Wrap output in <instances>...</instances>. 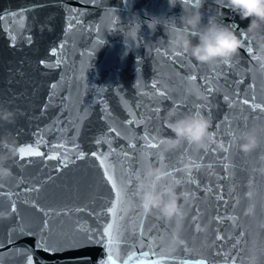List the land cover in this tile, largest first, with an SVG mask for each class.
<instances>
[{
	"label": "water",
	"instance_id": "1",
	"mask_svg": "<svg viewBox=\"0 0 264 264\" xmlns=\"http://www.w3.org/2000/svg\"><path fill=\"white\" fill-rule=\"evenodd\" d=\"M183 9L193 5L0 0V109L16 113L12 123L0 120V138L38 144L43 154L10 161L15 175L0 184V264H105L110 254L115 264L132 254L145 264H264V111L252 107L264 105V76L244 48L220 66L172 54L167 29ZM219 10L209 0L205 23ZM222 22L249 24L227 7ZM173 107L210 119L212 142L161 145L173 136L164 120ZM252 128L261 142L245 154L241 136ZM185 160L200 167L185 173ZM152 166L169 170L189 194L172 219L131 206L136 175ZM105 167L124 193L119 217ZM110 224L119 233L111 248ZM82 232L81 245L44 250L50 236Z\"/></svg>",
	"mask_w": 264,
	"mask_h": 264
},
{
	"label": "clouds",
	"instance_id": "2",
	"mask_svg": "<svg viewBox=\"0 0 264 264\" xmlns=\"http://www.w3.org/2000/svg\"><path fill=\"white\" fill-rule=\"evenodd\" d=\"M209 0H195L193 9H183L179 24L173 23L167 29L168 48L174 55H186L200 64L226 65L237 60L244 41L231 24L223 23V8L239 16L240 20L249 21L244 29L250 44L254 48L255 71L264 76V0H213L220 10L207 16L205 23V6ZM16 113L0 109V120L14 122ZM165 123L173 136L161 137L159 142L167 150L187 142L201 146L213 140L212 122L201 112L180 113L175 107L164 116ZM261 135L256 128L249 129L241 136L239 144L245 154L253 152L261 142ZM0 184L10 181L15 173L10 161L19 156V145L12 137L0 138ZM194 164L185 160L181 170L191 172ZM172 173L162 167L147 168L136 185L135 199L132 207H139L145 215H157L172 219L181 211V199L187 200L188 192L183 189L179 179H171Z\"/></svg>",
	"mask_w": 264,
	"mask_h": 264
},
{
	"label": "snow or ice",
	"instance_id": "3",
	"mask_svg": "<svg viewBox=\"0 0 264 264\" xmlns=\"http://www.w3.org/2000/svg\"><path fill=\"white\" fill-rule=\"evenodd\" d=\"M186 3H188L190 6H192L195 3V0H186ZM40 6H43V5H37V7H40ZM15 15H17V16L22 18L24 16V13L21 12V13L15 14ZM0 22H2V17H0ZM69 27H71V24L69 25ZM233 28H234L235 31L238 32V34L240 35V38L244 41V45H245L244 50L247 53L252 54V58L258 59V57H255L254 48L250 44V42L248 40V37H247L246 33L244 32V29H241L239 27V25H235ZM12 39H15V37L13 36ZM62 47L63 46L61 45V48ZM52 54L56 55L57 53L55 51H53ZM176 56L179 57V56H182V55L177 54ZM42 63H43V61H42ZM57 63H59V61H57ZM190 79L192 81H195L196 77L193 75V76L190 77ZM53 87H55V85H53ZM206 91L210 92L211 89H206ZM159 94L162 95V96L164 95L163 92H161ZM243 103L247 104L248 100H244ZM252 107L253 108L259 107V108H261L262 111H264V105L253 104ZM155 111L158 112L159 110L156 109ZM129 123H132V121H129ZM112 131H115V129H112ZM212 135H213V139H214L215 133L213 132ZM145 139L148 140V147L149 148L158 147V145L153 142L155 140L154 137H152L150 139L146 137ZM201 146L203 147V145H201ZM56 147L63 148L64 146L63 145H59V146H56ZM132 147H134V145H132ZM5 150H7V149L3 148V147H0V152H3ZM41 155H43V154L39 151V145L38 144H36V145H26V146L19 147V157L21 159H23L26 156H41ZM92 155H96V153H93ZM125 155H127V154H125ZM47 158L55 160V159H60L61 157L56 155V154H50ZM78 158H83V154H78ZM101 163L103 164L104 160H101ZM193 164L197 168L200 167V165L199 164H195V162H193ZM65 166H66V164H65ZM162 167H163V165H162ZM104 172H105L106 180L108 182H110L111 185H112V188L116 190V193H115V201H116V203L112 206L111 211H112L114 216L119 217V215H120V213L122 211V203H123V195H124V193L122 191V186L119 185L116 182L114 173L110 172L108 167H105ZM136 179L137 180L140 179V175L139 174L136 175ZM32 190H35V189H32ZM114 233H115V235H114ZM107 235L110 238V240L113 241V243L110 244L109 247L110 248L114 247L115 246L114 242L116 241V239H117V237L119 235L115 224H110L108 226ZM87 240H88L87 232H82V233H80L77 236H73L71 239H69L68 237H64L63 239H60L58 237L50 236L49 237V242L45 245L44 250L45 251H50V252L51 251H59L61 248H64L65 246H68V245H71L72 247H76L78 245H81L83 242H85ZM113 255L114 254H110L109 255L108 260L105 262V264H115V261L113 260ZM141 256H144L145 259H146V254L141 253ZM27 264H33V261H32L31 258L27 259ZM121 264H145V261L141 260L140 257L135 256V254H132V255H128L127 258L121 262ZM233 264H235V261H233Z\"/></svg>",
	"mask_w": 264,
	"mask_h": 264
}]
</instances>
